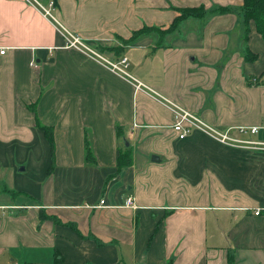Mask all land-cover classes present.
<instances>
[{
    "label": "crops",
    "instance_id": "0c3cea01",
    "mask_svg": "<svg viewBox=\"0 0 264 264\" xmlns=\"http://www.w3.org/2000/svg\"><path fill=\"white\" fill-rule=\"evenodd\" d=\"M243 2L55 0L60 24L107 58L126 56L130 78L67 46L32 3L0 0V264H264V127L240 129L264 118V35L251 22L245 38ZM202 4L234 10L124 42ZM152 89L262 142L180 138ZM128 195L134 205H121Z\"/></svg>",
    "mask_w": 264,
    "mask_h": 264
},
{
    "label": "built area",
    "instance_id": "2783aa9c",
    "mask_svg": "<svg viewBox=\"0 0 264 264\" xmlns=\"http://www.w3.org/2000/svg\"><path fill=\"white\" fill-rule=\"evenodd\" d=\"M27 1L32 3L34 6H36L43 13V15L50 18L56 25L62 28V32L66 37L67 46L77 47L85 52H89L90 54L94 55L95 57L103 61L104 64H107L110 69L132 78V76L127 72L128 59L126 56H120L117 57L116 59L107 58L104 55H102L99 51L89 47L80 36L71 33L60 24L55 14V8H56L55 0H27ZM4 50L5 48L1 47L0 53H3ZM135 87L150 88L145 83H142L141 81L138 80L135 81ZM153 91L156 92L163 99V101L166 102L173 109L175 116L173 128L178 132L180 138H185L194 130L198 129L207 132L216 139L225 143L235 144V143H247V142H262V141L237 138L232 135L230 128L226 130H221L212 123L202 118L196 112L188 109L187 107L183 106L177 101H174L168 97L161 95L156 90ZM261 127H264V118L261 124L244 126L241 127L240 129L245 132L250 131L255 133L258 132ZM104 203L105 200L100 199L99 204L102 205ZM121 205L133 206L134 205L133 197L131 195L126 196L124 202ZM259 212L260 209H257L256 213Z\"/></svg>",
    "mask_w": 264,
    "mask_h": 264
},
{
    "label": "trees",
    "instance_id": "16d2710c",
    "mask_svg": "<svg viewBox=\"0 0 264 264\" xmlns=\"http://www.w3.org/2000/svg\"><path fill=\"white\" fill-rule=\"evenodd\" d=\"M244 12V23H245V38L248 39L251 31V22H254L257 30L264 35V0H244L243 5L241 6ZM179 14L176 16L173 23L166 28L158 27V26H150L144 25L139 29L132 32L131 36L127 39H124L125 43H128L137 37L148 34V33H157L160 39L163 36L173 30H175L180 23L181 20L187 17H208L213 14L226 13L233 11L234 9L230 6H216L214 8H208L205 5H197V6H186V7H177ZM159 44L161 42L159 41ZM245 58L249 61H254L257 58V54L250 49H247ZM36 125L44 132L45 136L49 140L51 146H54L53 139V130L52 126L43 124L40 119L35 117ZM84 153L85 159L90 164H95L96 159L93 154V150L91 148V144L87 137L85 138L84 144ZM131 161V151L126 146L124 149H118L116 155V166L119 170L125 165H128ZM229 264H233V260L231 259Z\"/></svg>",
    "mask_w": 264,
    "mask_h": 264
},
{
    "label": "water",
    "instance_id": "95a60500",
    "mask_svg": "<svg viewBox=\"0 0 264 264\" xmlns=\"http://www.w3.org/2000/svg\"><path fill=\"white\" fill-rule=\"evenodd\" d=\"M125 144H126V145L128 144V141H127V140H125Z\"/></svg>",
    "mask_w": 264,
    "mask_h": 264
}]
</instances>
